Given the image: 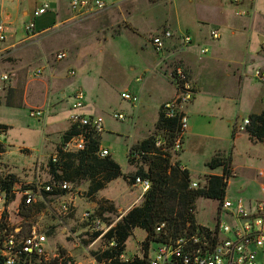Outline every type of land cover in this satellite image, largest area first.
<instances>
[{
    "label": "crops",
    "instance_id": "0c3cea01",
    "mask_svg": "<svg viewBox=\"0 0 264 264\" xmlns=\"http://www.w3.org/2000/svg\"><path fill=\"white\" fill-rule=\"evenodd\" d=\"M102 1L109 7L101 12H105L108 19L121 17L124 28L129 29L106 34L102 38V44L97 43L92 52L103 49L110 54L114 63L118 62L119 65H109L107 70H113L120 82L121 93L129 92L138 97L136 105L128 103V107L124 108L135 123V142L130 145L140 142L152 133L161 104L175 96V88L169 75L175 66L173 64L177 63L191 80L194 94L183 109L187 116V130L181 151L172 161L178 162L181 168L190 174V165L185 157L187 150L195 155L204 147L209 149L210 156L206 164L220 151L219 149L228 144L233 147L238 139L234 135L235 126L239 124L237 119L242 121L250 114L264 111V84L257 82L252 75V70L264 69V49L260 46L264 41V0H241L238 4L231 0ZM193 1L200 5L199 9L191 8ZM69 2L70 0H0V23L4 26L6 34L5 41L0 43V77L3 74L10 75L5 84L0 80V125L6 127L2 138L6 136L11 139L12 132L13 137L19 136L24 145V136H29L30 131L20 126L19 110L25 107L29 112L31 109L47 106L43 119L46 120L45 127L50 132L43 137L44 143L41 147H50V135L55 132L53 134L58 136L54 144L56 149L63 133L71 126L68 121L70 95L78 88L84 93V104L80 109L82 114L95 116L108 107V104L100 101L101 90L99 94L96 92L91 95L83 88L82 80L89 78L88 73L82 74L87 70L83 63L87 56L92 54L86 56L91 49L83 50L82 57H72L67 53L65 59L56 61L49 56L52 48H47L46 43L42 41L49 31L63 26L69 27L80 16L71 10ZM42 3H48L49 10L33 17L34 9ZM240 9L245 11L243 16L236 13ZM30 21L33 22L34 29L28 34L25 25ZM162 28H169L172 37L164 40L162 51L156 52L150 45V39L159 34ZM212 29H218L219 38L216 40L209 36ZM148 33H152L149 38L146 37ZM182 35H188L191 39V43L186 47H180ZM122 39L131 52L129 61L125 60L124 65V49L122 43L119 45V40ZM31 43L33 48L29 46ZM202 48L207 50L203 55L200 54ZM53 49L56 50L57 46ZM63 61L66 64L60 65ZM38 69L41 71L39 77L34 75ZM70 70L75 72L74 76H69ZM255 82L259 83V87H255ZM3 111L6 116L2 114ZM13 130L21 133L14 134ZM1 140L4 152L0 153V178L7 174L14 175V196L18 194L16 190L26 177L23 174L19 177L15 170H12L13 165L8 162L11 152L6 151ZM100 148L103 147L100 145ZM52 150L54 152V148ZM18 151H24L27 157H30V149L25 146H20ZM41 165L36 164L35 167ZM30 168H23L21 172ZM132 169L127 174L131 173ZM216 169L220 171L213 172ZM211 171L204 173L203 178L196 181L202 182L206 175H221L222 167ZM254 178L255 173L254 176L244 175L243 180L253 182ZM115 180L107 183L105 187ZM124 180L128 184V179ZM106 199L110 200L108 197ZM135 201L131 202L125 212L137 204ZM62 225L61 233L64 228L69 230L68 227H72L69 223Z\"/></svg>",
    "mask_w": 264,
    "mask_h": 264
},
{
    "label": "built area",
    "instance_id": "2783aa9c",
    "mask_svg": "<svg viewBox=\"0 0 264 264\" xmlns=\"http://www.w3.org/2000/svg\"><path fill=\"white\" fill-rule=\"evenodd\" d=\"M238 4L241 0H231ZM69 6L79 17L94 15L104 11L107 3L102 0H70ZM48 3L37 6L32 15L40 16L49 10ZM238 15L243 16L245 11L237 10ZM34 28L30 21L25 25V31L30 33ZM217 29H212L209 36L216 40L219 36ZM172 37V32L168 29L162 30L159 34L150 39V45L156 52L164 48V40ZM6 39L5 29L0 23V43ZM191 39L188 35H182L181 44L189 45ZM264 49V41L261 43ZM207 52L205 48L200 49V54ZM66 55L59 52L55 56L56 61L65 59ZM41 71L38 69L34 75L39 77ZM69 76L74 75V71L68 72ZM253 77L260 84H264V69H254ZM10 75L3 74L0 80L3 84L9 81ZM175 88V96L161 104L159 112L164 118H178L179 130L177 131L171 146L170 152L174 155L181 151L183 137L187 130V116L184 107L188 104L194 94L193 85L184 69L175 65L169 75ZM120 98L134 106L138 103V97L129 92L120 94ZM70 108L68 121L78 129V134L67 141L60 142L56 146L54 153L49 155V160L55 163L58 154L73 153L83 150L88 140V135L100 136L104 131L103 123L94 116L84 115L80 109L84 104V93L82 89H76L70 95ZM264 103V97H262ZM47 113V106L31 109L28 114L33 119H43ZM113 118L124 121L125 116L121 113L113 114ZM248 118L243 119L235 126V131H244L248 125ZM0 131V140L2 139ZM154 146L160 151L166 149L165 138L161 134L154 135ZM108 151L99 148L98 156L105 157ZM260 179L259 188L264 196V167L256 172ZM2 177V175H0ZM227 186L229 180H227ZM200 181H191L190 188H199ZM134 185L141 188L142 193L150 187L148 180L135 178ZM20 195L19 203L27 208L36 199L43 196L52 195L59 198L57 215L66 216L75 206L74 196L70 183L65 181L40 182L39 178L22 182L17 190ZM13 195V190L11 191ZM18 203V204H19ZM16 205V212L20 205ZM9 201L6 193L0 189V264H109L111 259L99 258L98 256L105 250H115L117 243L113 238L106 240V234L115 223L105 224L99 215L90 210H85L81 214L82 223L77 229H63L62 235L67 233L69 248L60 244L59 248H52L47 236L43 232H38L35 227L22 234L20 227H11L9 224ZM218 212L229 218L228 222L218 220L213 228L207 225H198L192 230H185L181 234L171 235L165 223H159L154 228V240L150 242L158 243L152 250V254H147L148 264H264V199L257 201H245L241 197L234 199L226 195L218 201ZM84 236L87 240L81 238ZM99 241V247L94 248ZM150 244H147V251H150ZM67 248V249H66ZM80 250V254H73L72 251ZM140 252L137 257L142 258L144 246H139ZM135 257V256H134ZM132 258H126L121 253L116 256L119 262L127 263Z\"/></svg>",
    "mask_w": 264,
    "mask_h": 264
},
{
    "label": "rangeland",
    "instance_id": "374dc122",
    "mask_svg": "<svg viewBox=\"0 0 264 264\" xmlns=\"http://www.w3.org/2000/svg\"><path fill=\"white\" fill-rule=\"evenodd\" d=\"M187 6H189V4H187ZM199 6L200 5L197 2L193 1L191 8L197 10L199 9ZM108 7L109 5L105 11L108 9ZM100 13L85 17H77L78 20L76 19V21L71 26H63L54 29L53 31H49L42 41L46 43L47 48H52V51L49 54L50 59L52 60H55V56L59 52L65 53L66 56L68 53L69 56L72 57H82L81 52H83V50L88 51V48L91 49L89 50L90 52H85L86 56L89 53H92L87 56L83 63V65H86L84 68H87V70L82 73L80 68L78 69L82 74L88 73L89 78H87L86 81L82 80L85 92L92 95L96 92L99 94V91L101 90L102 99L100 101L108 104V107L104 111L96 113L94 116L99 118L104 127V131L99 136V144L108 151L109 156L118 164L123 174L127 175V172H130L132 169V167L127 162V152L131 146L130 144L135 142L133 137V128L135 123L133 122V118H131L130 115L126 113V109L124 110V108L128 107V103L120 98L122 89L120 87L119 80L115 77L113 70H107L109 65H119V63H114V59L110 58V54H108L103 49H100L99 51L95 50L94 52L92 51L96 47L97 43L100 42L102 44V38L106 34L110 35L117 32L118 30L120 31L121 29L123 31L129 29L124 28V22L121 21V17H117L115 20L113 18L108 19L105 12ZM93 19L95 20L91 22ZM166 29L170 30L169 28ZM161 30L164 29L162 28ZM32 32L33 30L30 33H26L31 34ZM151 34L152 33H148L146 37L149 38ZM124 41V39L119 40V45L121 46L122 43V49H124V53L122 54V65H124L125 60L128 62L129 58L131 57V52L129 50L130 48L125 46ZM44 42H42L43 46ZM55 45L57 46L56 50L53 49L56 47ZM29 46H31L30 48L34 47L32 46V43ZM186 46L181 44L180 39V47ZM39 49L41 48L39 47ZM63 64H66V62L63 61L60 63V65ZM176 64L177 63L173 65ZM255 83V87H259V83ZM115 113L123 114L125 116L124 121H118L114 119L113 114ZM2 114L6 116L4 111ZM18 120L21 127L30 131L29 136H24V145H22V141H20L19 136L16 138L13 137L12 132L10 134L11 139L3 136L1 140L6 151L11 152V154L8 156V162L13 165H10L12 170H15V173H17L19 177L23 174L26 177L23 178L24 181H31L36 177L39 178L40 182L50 181L47 162L49 160V155L54 153L52 150L53 148L55 151L54 144L57 142L58 136L53 134L55 132H51V145L50 147L44 149L41 147V144L44 143L43 137H45L47 132H50L45 127L46 120L44 121V119L30 118L28 116V109L25 107L19 110ZM240 121V119H237L238 123H240ZM13 133L20 134L21 132L13 130ZM234 135H236L238 139L234 143L233 147L231 144H228L225 148L219 149L220 155L228 159L231 166V176L229 178V184L226 188V196L230 199L241 197L245 201H257L264 199V196L259 188L260 179H258L256 176L257 170L264 167V142H251L245 133V130L240 132L236 131ZM20 146H25V148L30 149V153H28V155H30L29 158L27 157L26 152L18 151ZM208 151L209 149L207 150V148L204 147L199 151V153L193 155L187 150L185 157L187 158L190 165L189 168L191 169V181L200 180L203 178L204 173L212 172L211 169L206 165L212 157L205 164L206 160H208L210 156ZM172 155L174 158L175 155ZM3 159H5V157H3ZM36 164L42 165L35 167ZM28 167H31V171L27 170L23 173L21 172L23 168ZM219 171V169H216L213 172L216 173ZM254 173L255 178L253 182H246L243 180L244 175L254 176ZM127 183L128 184H126L125 180L120 177L112 184L96 193L93 197L87 196L86 185L83 184L80 186H74L70 184L72 195L74 196L75 200V206L72 211L66 215V217L62 216L63 218L57 215L59 202L58 197L52 195L43 196L42 200L36 199L32 205L25 208L19 203V194H16L12 196V199L9 200L11 203L9 213H7L6 216L10 218L9 224L12 225L11 227H20L22 234L28 233L32 227H35L38 232H43L47 236L52 248H59L61 244L70 250L68 244L70 236H67V233L62 235L60 232V228L63 227L62 223L71 224L72 227L69 226L68 228L74 230L75 227H78L82 223L81 214L85 210H91L95 212L101 217L105 224L115 223L118 215H122L127 212H125V210L128 206H131V202L136 200L135 203L137 204L134 206H137L141 203V188L132 184L130 180H128ZM199 185H202L201 182ZM240 186L242 188H239ZM107 197L110 200H107ZM93 202L95 203L92 204ZM17 204L20 205L18 208V213L16 212ZM100 205H105L106 207L111 205L112 212H102L100 215L99 213L101 211H98V207ZM193 207L194 209L192 212H194L196 225H207L213 228L219 219L223 222L229 221V218L226 215H222V213L218 212V201L200 198L194 203ZM118 209L121 211L119 212ZM145 237L146 232L144 230L138 228L134 229L124 243V250L122 252L123 256L126 258H132L139 255V246L144 245ZM81 238L87 240V238L84 236H81ZM148 243L150 244V251L147 254L151 255L152 250L158 246V243ZM99 244V241H97V244H95L94 248L97 247L98 249ZM72 253L80 254L81 251L78 249L76 251H72Z\"/></svg>",
    "mask_w": 264,
    "mask_h": 264
},
{
    "label": "trees",
    "instance_id": "16d2710c",
    "mask_svg": "<svg viewBox=\"0 0 264 264\" xmlns=\"http://www.w3.org/2000/svg\"><path fill=\"white\" fill-rule=\"evenodd\" d=\"M249 123L245 128L251 142H264V111L250 114ZM6 127L0 125V131ZM179 130L178 118L167 119L159 112L152 133L130 146L127 152V162L133 171L124 175L118 164L108 155L99 157V136L88 135L83 150L58 154L55 163L47 162L50 181H65L74 186L86 185V194L93 197L101 191L107 183L117 178H124L134 182L135 178L148 180L150 187L141 197V203L130 208L125 214L118 215L114 226L106 234V240L113 238L117 247L115 250H105L98 257L111 259L109 264H148L147 244L154 240V228L159 223H165L171 235L181 234L199 227L194 216V203L200 198L221 201L226 195L227 180L231 174L230 161L217 152L206 164L210 169L222 167L221 175L204 176L199 188H190V174L180 164L172 161L173 155L169 151L171 143ZM78 129L71 125L63 133L61 141L78 134ZM161 134L165 138L166 149L160 151L154 146V135ZM4 152L0 144V153ZM15 177L7 174L0 178V189L6 193L7 201L12 199V186ZM98 211L112 212L109 205H100ZM146 232L144 252L142 258L134 257L127 263L119 262L116 256L124 250V243L134 229ZM155 241V240H154Z\"/></svg>",
    "mask_w": 264,
    "mask_h": 264
}]
</instances>
